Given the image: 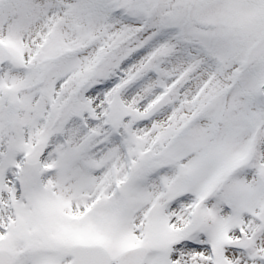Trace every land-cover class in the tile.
<instances>
[{"label": "snow or ice", "instance_id": "snow-or-ice-1", "mask_svg": "<svg viewBox=\"0 0 264 264\" xmlns=\"http://www.w3.org/2000/svg\"><path fill=\"white\" fill-rule=\"evenodd\" d=\"M0 264H264V0H0Z\"/></svg>", "mask_w": 264, "mask_h": 264}]
</instances>
